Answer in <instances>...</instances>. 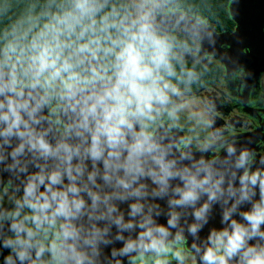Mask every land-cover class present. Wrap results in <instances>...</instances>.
Returning <instances> with one entry per match:
<instances>
[{
	"label": "clouds",
	"instance_id": "obj_1",
	"mask_svg": "<svg viewBox=\"0 0 264 264\" xmlns=\"http://www.w3.org/2000/svg\"><path fill=\"white\" fill-rule=\"evenodd\" d=\"M219 23L208 0H0V264H264V126L222 117L264 111V70Z\"/></svg>",
	"mask_w": 264,
	"mask_h": 264
},
{
	"label": "water",
	"instance_id": "obj_2",
	"mask_svg": "<svg viewBox=\"0 0 264 264\" xmlns=\"http://www.w3.org/2000/svg\"><path fill=\"white\" fill-rule=\"evenodd\" d=\"M232 19L236 23L235 30L239 26L238 35L242 37L243 43L238 44L229 33L221 35L220 41L232 42L236 48H250L242 62L256 72L264 70V0H241L239 15Z\"/></svg>",
	"mask_w": 264,
	"mask_h": 264
},
{
	"label": "flooded vegetation",
	"instance_id": "obj_3",
	"mask_svg": "<svg viewBox=\"0 0 264 264\" xmlns=\"http://www.w3.org/2000/svg\"><path fill=\"white\" fill-rule=\"evenodd\" d=\"M232 21L234 23L232 28H222V27H220V25H217V30L218 31H224L225 29H227L230 32L235 31L236 23L234 22L233 19H232ZM230 44H232L233 54L234 55L237 54L240 47H238V48L234 47L232 42ZM236 49H238V50H236ZM243 57L244 56H241L240 59L242 60ZM254 71L258 77L262 70H259L258 72H256V70H254ZM261 85H262L261 91H262V93H264V76L261 77ZM228 91H229V89L227 88V86H226V84L222 78H220V79L213 78L211 80V82L209 83V86L206 89H204L201 94L202 95L215 94L217 96H220L223 93H227ZM261 107L264 108V106H261ZM232 116H239L242 120H246L248 122L250 127H247V128L242 127L239 129V131H242L245 133H252L253 131L256 130L258 125L264 126V111L257 113L251 108L241 110L239 107L233 106L226 113H222V117L225 121H227Z\"/></svg>",
	"mask_w": 264,
	"mask_h": 264
},
{
	"label": "trees",
	"instance_id": "obj_4",
	"mask_svg": "<svg viewBox=\"0 0 264 264\" xmlns=\"http://www.w3.org/2000/svg\"><path fill=\"white\" fill-rule=\"evenodd\" d=\"M192 2L199 3L200 0H192ZM224 2L225 0H208V3L211 5V12L220 20L218 25L222 28H232L234 25L232 19L226 14V11L220 7Z\"/></svg>",
	"mask_w": 264,
	"mask_h": 264
}]
</instances>
